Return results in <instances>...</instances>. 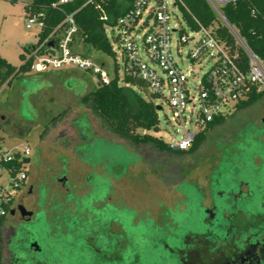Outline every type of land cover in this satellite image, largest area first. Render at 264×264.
<instances>
[{
	"label": "rangeland",
	"instance_id": "1",
	"mask_svg": "<svg viewBox=\"0 0 264 264\" xmlns=\"http://www.w3.org/2000/svg\"><path fill=\"white\" fill-rule=\"evenodd\" d=\"M31 2L18 0L17 4H11L0 0V55L15 67L23 64L21 55H28L26 50L38 42L40 29L37 26L27 29L25 6ZM177 15L186 28L180 12ZM82 48L76 46L74 50L78 53ZM84 50L113 77V58L88 45ZM181 55L186 58V47ZM117 63L123 78L120 55ZM185 65L189 67L186 61ZM98 81L92 73L64 69L21 74L11 85L3 86L0 147L8 150L27 147L32 161L42 151L51 165L65 157L76 171L72 181L78 184L80 180H89V192L78 195L82 207L90 210L89 216L96 221L119 219L132 238V249L141 252L144 259L150 256L151 261L158 260L164 249L163 240L174 246L189 233L204 232L205 207L221 205L219 196L224 190L257 178L264 180V98L251 108L229 115L224 124L210 132L197 152L180 157L151 147L137 149L111 133L81 103V97L94 91ZM137 91L148 98L147 92ZM154 103L162 110L158 111L160 130L153 135L167 145H175L181 140L182 131L177 133L179 127L169 123L172 119L169 107L160 100ZM65 112L64 117L52 122ZM111 199L114 204L107 209ZM100 204L106 209L98 207ZM244 204L249 208L257 206L254 201ZM96 227L97 224L93 229ZM65 235L63 247L70 253L67 264H78V229L67 230ZM4 239L5 261L11 264L6 228Z\"/></svg>",
	"mask_w": 264,
	"mask_h": 264
},
{
	"label": "built area",
	"instance_id": "2",
	"mask_svg": "<svg viewBox=\"0 0 264 264\" xmlns=\"http://www.w3.org/2000/svg\"><path fill=\"white\" fill-rule=\"evenodd\" d=\"M112 1L89 0V3L96 2L101 7ZM120 1L123 15L114 26L106 24L105 36L112 43L117 57H121L124 75L141 79L156 100L169 107L172 114L169 123L179 127L177 133L182 131L181 140L168 145L173 151L190 150L197 136L215 118L237 112L238 105L247 101L254 89L264 91V60L249 49L222 12L224 6L239 0L205 1L243 51L245 61L211 28L200 23L183 0ZM68 2L62 1L64 4ZM177 11L186 28L182 27ZM44 17L43 13H27V29L37 26L41 31ZM103 20L106 23L110 20L105 11ZM62 25L64 30L56 47L51 35L33 50L32 71L43 74L72 69L92 73L100 82L108 84L112 77L104 65L73 48L79 32L74 15L66 16ZM48 43L49 47H46ZM184 47L187 48L186 58L181 55ZM43 48L48 53L41 55ZM50 48L55 50L54 54L49 52ZM30 154L27 147L12 150L0 147V225L5 227L18 192L25 184V167Z\"/></svg>",
	"mask_w": 264,
	"mask_h": 264
},
{
	"label": "flooded vegetation",
	"instance_id": "3",
	"mask_svg": "<svg viewBox=\"0 0 264 264\" xmlns=\"http://www.w3.org/2000/svg\"><path fill=\"white\" fill-rule=\"evenodd\" d=\"M44 155L39 151L34 161L27 159L30 170L7 217L11 264H67L70 253L63 240L67 230L77 229L78 264H264L263 179L224 190L221 205L205 207L204 232L189 233L174 246L163 240L161 257L151 261L132 249V238L119 219L96 221L82 207L78 195L89 192V180L76 184L71 180L76 171L65 157L51 165ZM245 201L257 206L249 208ZM108 204L107 209L112 199Z\"/></svg>",
	"mask_w": 264,
	"mask_h": 264
},
{
	"label": "trees",
	"instance_id": "4",
	"mask_svg": "<svg viewBox=\"0 0 264 264\" xmlns=\"http://www.w3.org/2000/svg\"><path fill=\"white\" fill-rule=\"evenodd\" d=\"M5 1L11 4L18 2V0ZM62 1L64 0H32L25 6L27 13L44 14V27L39 32L37 44L26 50L28 55H21L23 64L20 67L11 65L0 55V89L5 85H11L21 74L32 72L33 50L41 46L51 35H53L52 39L56 47L64 30L62 24L66 16L74 15L79 32L74 38L73 48L83 46L78 53L89 56L84 50V46L88 45L115 61L111 81L108 84L98 81L94 91L81 97V103L98 116L118 139L130 143L137 149L151 147L160 153L183 157L197 152L207 141L210 132L225 123L228 116L215 118L208 128L197 136L190 150L173 151L163 140L153 135L154 132L157 133L160 130L158 106L154 103L156 97L149 92L147 85L141 79L128 75L120 77L117 54L113 51L112 43L105 36L106 24L114 26L123 15V11L120 10L121 1L113 0L110 4L101 7L96 2L89 3V0H68L66 4ZM183 2L200 23L211 28L221 41L238 51L240 59L245 61L243 51L237 47L229 31L221 26L217 16L205 0H183ZM103 11L110 16L107 23L103 20ZM222 12L249 49L264 60V0H239L224 6ZM189 23L193 25L191 18H189ZM49 44H46V47H49ZM49 52L54 54L55 50L50 48ZM47 53L46 48H43L41 55ZM137 89L147 92L148 98L142 96ZM263 98L264 91L258 92L254 89L249 99L238 105L237 111L251 108ZM67 112L53 119L52 122L61 119ZM4 229L5 226L1 224L0 264H4Z\"/></svg>",
	"mask_w": 264,
	"mask_h": 264
},
{
	"label": "water",
	"instance_id": "5",
	"mask_svg": "<svg viewBox=\"0 0 264 264\" xmlns=\"http://www.w3.org/2000/svg\"><path fill=\"white\" fill-rule=\"evenodd\" d=\"M160 110H162V108H161V107H159V108H158V111H160ZM26 163H28V160L26 161Z\"/></svg>",
	"mask_w": 264,
	"mask_h": 264
}]
</instances>
